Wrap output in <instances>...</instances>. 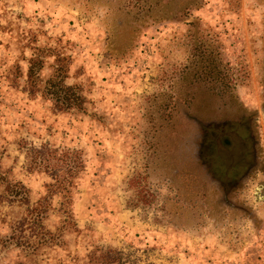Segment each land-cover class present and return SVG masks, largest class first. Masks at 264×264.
<instances>
[{"label":"rangeland","instance_id":"obj_1","mask_svg":"<svg viewBox=\"0 0 264 264\" xmlns=\"http://www.w3.org/2000/svg\"><path fill=\"white\" fill-rule=\"evenodd\" d=\"M60 79L82 109L53 105ZM239 123L244 156L226 148ZM32 146L51 165L28 167ZM74 156L71 194L43 211ZM108 250L110 264H264V0H0V264Z\"/></svg>","mask_w":264,"mask_h":264},{"label":"trees","instance_id":"obj_2","mask_svg":"<svg viewBox=\"0 0 264 264\" xmlns=\"http://www.w3.org/2000/svg\"><path fill=\"white\" fill-rule=\"evenodd\" d=\"M58 56V55H57ZM64 59L68 60V57L62 56L58 61H62ZM30 65L28 66L27 80H26V89L31 97L36 96V92L38 90L36 81V76L33 74L36 73V58L30 59ZM68 64V62H66ZM64 64H60V67H64ZM51 89L47 90L52 94V103L54 106L63 109H67L68 107H76L77 109H82L83 102L85 101V97L82 95L81 90L77 87V85H69L63 83L60 79L57 83H51ZM44 89V87H43ZM43 94L47 93L45 90L42 91ZM55 150L44 149L43 146L36 148L34 146L30 148H26L25 150V158L28 163V167L33 168L37 165V158H40L41 161H46L47 166L51 163L49 162L50 158L55 157ZM41 163V162H40ZM64 166L66 168L65 175L55 174V178L53 182H49L46 184L47 195L42 197V199H38V205L42 206L44 211V205L47 204V197H51L54 194H62L64 196H69L71 194L70 188L72 187L73 178L75 176L76 171H78L81 167V162L79 158L71 157L68 161H64ZM34 209H38V207H33ZM37 212H40L39 209ZM69 213V212H68ZM38 213L36 214V217ZM36 219V218H35ZM113 252L108 250L107 252L102 254L101 262L102 264H110L115 261ZM112 254V255H111Z\"/></svg>","mask_w":264,"mask_h":264},{"label":"flooded vegetation","instance_id":"obj_3","mask_svg":"<svg viewBox=\"0 0 264 264\" xmlns=\"http://www.w3.org/2000/svg\"><path fill=\"white\" fill-rule=\"evenodd\" d=\"M231 131H233V134H234V136H232V137H229L228 136V134H223L224 135V137H227L228 139L229 138H231L230 139V142L231 143H227V150H231L232 148H234L235 146H234V144H236L237 143V141H240V143H241V145L243 144V146H242V152H243V154H242V156H244V154H245V150L248 148V145H249V140H250V135L248 134V130L244 127V131H243V125L242 124H238L236 127H235V129L233 128V130H231ZM230 135V134H229ZM236 140V141H235ZM235 142V143H234ZM244 160V159H243ZM202 163V162H201ZM208 166V165H207ZM208 168H210V166H208ZM231 168H235V170L234 171H232V170H229V166H227V168L225 169V170H222V171H226V175H228V176H230V177H232V175L233 174H235L237 171H236V168H237V164H235V165H231ZM239 171V170H238ZM258 186H260V185H258ZM257 187V186H256ZM256 187H255V194H256V196L258 197V198H262V194L260 193V191H261V186H260V190L258 191V194H257V191H256ZM260 196V197H259Z\"/></svg>","mask_w":264,"mask_h":264},{"label":"water","instance_id":"obj_4","mask_svg":"<svg viewBox=\"0 0 264 264\" xmlns=\"http://www.w3.org/2000/svg\"><path fill=\"white\" fill-rule=\"evenodd\" d=\"M260 190V186H257L256 187V191H257V194H258V191ZM260 197V196H259Z\"/></svg>","mask_w":264,"mask_h":264}]
</instances>
